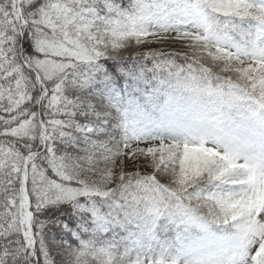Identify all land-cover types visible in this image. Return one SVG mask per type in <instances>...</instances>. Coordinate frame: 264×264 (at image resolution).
<instances>
[{
	"label": "snow or ice",
	"instance_id": "snow-or-ice-1",
	"mask_svg": "<svg viewBox=\"0 0 264 264\" xmlns=\"http://www.w3.org/2000/svg\"><path fill=\"white\" fill-rule=\"evenodd\" d=\"M0 264H264V0H0Z\"/></svg>",
	"mask_w": 264,
	"mask_h": 264
}]
</instances>
